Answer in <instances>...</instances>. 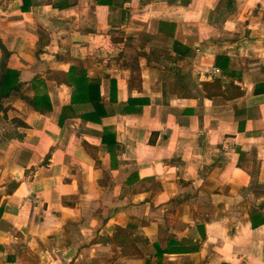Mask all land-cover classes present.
Masks as SVG:
<instances>
[{
	"label": "crops",
	"instance_id": "0c3cea01",
	"mask_svg": "<svg viewBox=\"0 0 264 264\" xmlns=\"http://www.w3.org/2000/svg\"><path fill=\"white\" fill-rule=\"evenodd\" d=\"M0 41V264H264V0H0Z\"/></svg>",
	"mask_w": 264,
	"mask_h": 264
},
{
	"label": "trees",
	"instance_id": "16d2710c",
	"mask_svg": "<svg viewBox=\"0 0 264 264\" xmlns=\"http://www.w3.org/2000/svg\"><path fill=\"white\" fill-rule=\"evenodd\" d=\"M133 67H135V71L138 70V67L136 65H133ZM77 69L78 68H72L70 70V72H72L73 74H75L77 72ZM77 76L78 77H73L71 78L72 79V83H75V85L77 86L76 88V92L75 94L73 95V101H81V100H88V101H93L94 103H97V101L99 100V98L96 96H94V94L98 95L99 94V84H90L88 85V80H87V77H86V74L84 71H82L81 73H77ZM137 79V78H136ZM139 79V78H138ZM211 87H215V88H219L218 90L216 91H213L211 89ZM9 88V74H8V70H6V67H5V73H4V77H3V80H2V83H1V89H0V111L3 110V106L1 104V101L4 97L8 96L10 93H11V90L8 89ZM18 86L17 85H14L11 87V89H17ZM204 88L207 90V94L209 97H213L215 95H222L223 94V91H222V80L221 79H216L214 83H205L204 84ZM84 89H87L89 94L91 95H87L88 97H86L85 99L84 98H81V92L84 90ZM235 89L237 90V94L235 97H239L242 95V91L240 89H238L237 87H235ZM78 92V93H77ZM79 96V97H78ZM32 103L33 106H37V102L36 101H32L30 102ZM39 105H41V102L38 100V107ZM41 108V107H39ZM42 109V108H41ZM42 111H45V110H42ZM100 120V118H99ZM16 122L21 125V126H24L26 127V124L24 122H19L16 120ZM18 185L17 184H13L12 185V189L10 192H12Z\"/></svg>",
	"mask_w": 264,
	"mask_h": 264
},
{
	"label": "water",
	"instance_id": "95a60500",
	"mask_svg": "<svg viewBox=\"0 0 264 264\" xmlns=\"http://www.w3.org/2000/svg\"><path fill=\"white\" fill-rule=\"evenodd\" d=\"M0 48L3 51V58L0 62V89H1V83L4 77V73H5V67H6V60L8 58V51L6 50V48L3 46V44L0 41Z\"/></svg>",
	"mask_w": 264,
	"mask_h": 264
},
{
	"label": "built area",
	"instance_id": "2783aa9c",
	"mask_svg": "<svg viewBox=\"0 0 264 264\" xmlns=\"http://www.w3.org/2000/svg\"><path fill=\"white\" fill-rule=\"evenodd\" d=\"M214 73L219 74L220 70L219 69H214Z\"/></svg>",
	"mask_w": 264,
	"mask_h": 264
}]
</instances>
